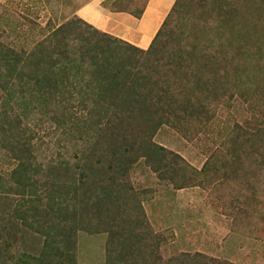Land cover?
<instances>
[{
    "label": "trees",
    "instance_id": "trees-1",
    "mask_svg": "<svg viewBox=\"0 0 264 264\" xmlns=\"http://www.w3.org/2000/svg\"><path fill=\"white\" fill-rule=\"evenodd\" d=\"M191 2L175 1L146 50L74 14L41 26L13 12L14 5H0V161L8 164L0 167V264H77V233L90 223L95 227L87 230L109 233L107 264H129L134 247H146L145 237L126 226L131 169L144 160L177 182L184 160L153 142L158 130L207 120V105L231 88L247 90L245 70L253 61L264 64V25L256 15L244 13L243 25L234 20L238 8L224 0H198L194 11ZM125 4L114 12L141 18L147 6ZM212 23L219 24L216 48L206 38ZM17 36L25 41L18 44ZM39 123L62 129L66 147L42 151ZM139 258L134 264H148ZM175 260L224 264L201 254Z\"/></svg>",
    "mask_w": 264,
    "mask_h": 264
},
{
    "label": "rangeland",
    "instance_id": "rangeland-1",
    "mask_svg": "<svg viewBox=\"0 0 264 264\" xmlns=\"http://www.w3.org/2000/svg\"><path fill=\"white\" fill-rule=\"evenodd\" d=\"M92 1L21 0L19 6L20 0H0V5H14L13 12L20 11L35 25L45 26L51 19L61 23L69 14L79 17V9ZM147 1L102 0L101 7L114 12L129 2V10H140ZM191 1V11L200 8L198 0ZM224 2L227 8H238L234 19L238 23L245 25L242 17L249 11L261 27L264 25V0ZM217 25L212 23L206 29V38L214 48L219 46ZM114 33L121 35L118 30ZM20 37L16 38L18 44L25 41L24 36ZM243 71L244 67L241 76ZM242 78L249 88H231L225 96H218L204 111L207 120L168 123L153 137L156 145L184 160L175 176L177 182L164 180L144 160L131 169L128 183L134 198L129 202L131 221L126 226L133 228V235L145 237L146 247L135 246L133 254L137 257L129 264L141 263L140 256L146 257L148 264H164L168 259L176 264L175 259L184 254H201L224 264H264V151L259 148L257 134L264 117V64L253 61ZM50 128L41 123L35 127L41 150L55 155L68 142L63 141L62 129L52 123ZM91 141H97L96 137ZM7 166L0 161V167ZM180 184H185L184 188L178 189ZM94 225L87 224V228L93 229ZM87 228L77 233V264H107L109 233ZM127 251L132 253L131 248Z\"/></svg>",
    "mask_w": 264,
    "mask_h": 264
},
{
    "label": "crops",
    "instance_id": "crops-1",
    "mask_svg": "<svg viewBox=\"0 0 264 264\" xmlns=\"http://www.w3.org/2000/svg\"><path fill=\"white\" fill-rule=\"evenodd\" d=\"M176 0H149L141 18L129 13L110 12L101 7L102 0H93L78 11L80 18L110 35L146 50L156 36ZM121 32V35L114 33ZM124 32V33H122Z\"/></svg>",
    "mask_w": 264,
    "mask_h": 264
}]
</instances>
